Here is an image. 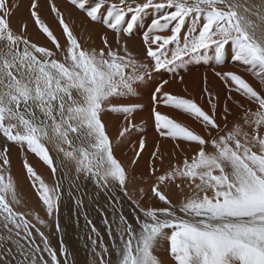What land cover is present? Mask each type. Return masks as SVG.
I'll return each mask as SVG.
<instances>
[{
  "label": "snow or ice",
  "instance_id": "6c2138e0",
  "mask_svg": "<svg viewBox=\"0 0 264 264\" xmlns=\"http://www.w3.org/2000/svg\"><path fill=\"white\" fill-rule=\"evenodd\" d=\"M68 3L86 18L80 36L71 14L45 0L66 37L62 45L42 17L40 0H29L28 19L15 23L23 0H0V264H79L63 236L58 247L50 239L53 226L64 232L62 206L69 213L75 207L77 223L83 215L82 264H264V0ZM150 10L158 15L142 31V58L129 41ZM29 19L54 49L35 39ZM95 24L111 31L112 39L106 31L101 47H86L92 41L88 26ZM208 55L217 66H244L258 83L239 71H214L227 90L221 105L205 74L207 110L194 98L166 91L167 79L154 83L148 108L156 132L174 149L165 153L157 143L146 176L135 175L130 169L146 137L134 146L130 165L115 153L133 130L143 131L134 123L146 108L137 102L141 87ZM177 78L184 83L183 75ZM161 106L193 118L201 130L162 113ZM106 116L119 118L114 137ZM12 145L58 177L48 184L24 156L43 216L29 208L12 174ZM177 153L182 162L172 163ZM89 183L91 196L84 191ZM124 198L134 205L129 214ZM86 205L99 215L103 231Z\"/></svg>",
  "mask_w": 264,
  "mask_h": 264
},
{
  "label": "bare ground",
  "instance_id": "6f19581e",
  "mask_svg": "<svg viewBox=\"0 0 264 264\" xmlns=\"http://www.w3.org/2000/svg\"><path fill=\"white\" fill-rule=\"evenodd\" d=\"M10 2H18V0H10ZM58 5L66 11V13H70L71 15L67 18L69 21L75 20L76 23L73 26L74 32L80 36L81 35V25L86 24V18L84 14L75 8H73L68 0H56ZM42 5V17L50 24L52 27L54 34L58 37L60 43L63 45L66 42V37L62 35V29L57 22H55L52 18V15L48 12V8L45 4V0H40ZM29 4V0H23L22 7L13 17V22L15 23L21 16L25 19H28L27 13V5ZM158 15L155 10H150L149 14L144 17V21L140 24V30L132 37L129 41V47L134 51L139 53V55L143 58L144 56V46L142 43V31L145 28V24L150 22L151 18ZM29 31L35 37V39L41 44L46 45L49 48H53L54 46L48 41L43 35L37 32L36 26L29 19ZM107 30L100 24L89 25L88 32L92 33V41H90L86 47H101L100 36L105 33ZM88 32H85L84 35L87 36ZM109 39H112L111 31H107ZM83 43V41H82ZM227 59V56H226ZM150 62V61H149ZM182 70L178 71L177 75L171 71H166L161 75H154L152 80L149 81L146 85L142 86L140 89L141 98L137 101L139 103L145 104L146 108L144 111H140L135 114L134 123L140 125L143 128V131L133 130L129 137V141H125L122 143L116 151L117 157L125 164V166L130 165L132 158L135 155L134 146H138V141L141 136L146 137V147L145 150L141 153V157L135 165L134 169H130L133 171L135 175L139 176L140 174H147V166L149 162V157L151 153L154 151L155 145L158 143L161 146V150L165 153H171L174 149V142L171 139L161 138L155 130L154 121L151 117L150 109L148 105H150V96L148 95V91L151 90L152 85L157 82H162L167 79L169 83L165 85V90L170 91L177 95H182L190 98H194L198 103H200L205 110L208 109L207 99L203 98V81L202 77L206 74L208 77V83L212 90L219 94V101L222 105L224 100L226 99L227 90L222 81H220L214 75V71H228L234 70L239 71L241 74L245 75L247 79H249L254 84H257L256 81L250 74L246 73L244 70V66L233 65L230 61L223 66H217L210 55L206 56L203 60H186L185 64L181 66ZM178 75H183L185 77V81L183 84L178 82ZM185 86L188 88V92H184ZM231 104V102H229ZM162 113L168 114L173 118L177 119L178 122L184 123L187 126L194 128L197 131H200V125L191 117L186 114H182L177 112L175 109L167 108L161 106L159 109ZM106 121L109 125V132L114 137L117 132V123L119 121L118 117L114 116H106ZM0 143H3L0 140ZM184 145H182L183 147ZM11 155V170L12 174L17 178L19 182V190L21 193L27 198L29 208L38 211L41 216L44 215L43 209L41 207V202L38 199L37 194L33 190L30 180L26 177V172L22 167V161L24 156L27 154L30 162L35 166L37 173L40 174L43 179L48 183L52 184L55 179L58 177H53L50 170L45 166L34 154L25 153L19 147L12 145L10 147ZM178 159L172 160V163L182 162V156L177 153ZM167 163V162H166ZM65 171H68V168H65ZM71 176V173L69 174ZM65 191L68 188L67 180L64 181ZM84 191L88 192V195L91 196L93 192V188L91 183L86 185ZM122 196V194H120ZM130 195H133L135 199L134 193H132L130 188ZM177 197L174 195L173 199L175 200ZM67 203V201L65 202ZM124 211L126 214H129L133 211L134 205L131 204L127 198H124ZM151 203V202H149ZM86 211L89 212V218L93 220V222L103 231L102 220L99 215L92 211L90 207L86 205ZM71 216V219H69ZM77 213L75 207H73L72 212L69 213V210L66 206H62L61 208V225L64 228V232L57 234L55 233L54 226L52 228V234L50 235L51 242L54 246H59L60 237L63 236L64 243L69 247V249L73 252V258L82 264L85 256L84 252V239L85 233L87 229L85 228V221L83 215L79 216V223L76 222ZM44 230V229H42ZM105 239L107 240V236L105 234Z\"/></svg>",
  "mask_w": 264,
  "mask_h": 264
}]
</instances>
